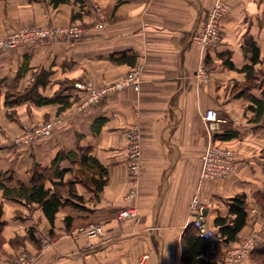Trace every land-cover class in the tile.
Instances as JSON below:
<instances>
[{
	"label": "crops",
	"instance_id": "1",
	"mask_svg": "<svg viewBox=\"0 0 264 264\" xmlns=\"http://www.w3.org/2000/svg\"><path fill=\"white\" fill-rule=\"evenodd\" d=\"M225 1L230 10L221 21V40L204 51L191 37L215 0H70L57 7L47 1H0V38L26 24L84 26L78 39L0 47V169L12 173L8 185L29 183L34 163L55 179L51 165L59 151H88L108 170L101 191L75 184L81 207H60L54 226L37 204L0 194L2 263L14 264L10 255L26 251L35 257L32 264H184L182 236L192 222L193 197L199 196L207 223L217 228L215 218L226 216L230 199L244 193L246 225L235 240L220 239L204 257L218 263L257 229L255 248L243 264H264V116L257 118L249 108L251 96L262 97L263 85H253L242 70L252 61L244 50L247 41L259 48L255 69H264V0ZM94 4L104 14L102 27ZM76 13L81 14L74 19ZM137 67L139 89L128 85L91 100L87 90L75 87L89 81L101 89ZM38 77L44 80L36 87L40 95L68 96L70 105L59 110L56 99L42 105L31 99L6 103L9 91L29 90ZM208 108L224 119L218 140L236 153L223 179H200L208 141L201 112ZM57 116L61 120L49 135L29 143L18 139L23 128ZM134 127L142 137L137 187L128 166V132ZM77 167L61 161L60 168L68 169L64 181ZM132 207L137 217H119ZM67 216L73 219L70 228ZM89 219L103 220L102 236L89 237L74 224ZM47 232L57 238L41 249Z\"/></svg>",
	"mask_w": 264,
	"mask_h": 264
},
{
	"label": "trees",
	"instance_id": "2",
	"mask_svg": "<svg viewBox=\"0 0 264 264\" xmlns=\"http://www.w3.org/2000/svg\"><path fill=\"white\" fill-rule=\"evenodd\" d=\"M1 1V0H0ZM30 1H47L54 7L61 3H68L70 0H30ZM81 2V0H76ZM85 6L81 3V8ZM74 19L80 16V13L73 15ZM244 50L252 53V61L242 67L247 73V79L253 84L263 85L262 97L251 96L252 104L249 108L252 109L257 118L264 116V69L256 70L255 64L259 61V48L253 41H247L244 45ZM227 64L235 68V65L226 60ZM40 77V76H39ZM36 79L33 87L26 91H9L6 96V103L12 105L21 100L31 99L35 103L42 105L56 99L62 103L59 110H62L70 105L68 96L54 98L40 95L36 87L39 83L44 84V80ZM234 134V133H233ZM230 134H226V137ZM225 137V138H226ZM68 159L74 164H77L73 176L64 181V175L68 169H61L60 163L62 160ZM51 170L54 172V178L46 173V168L38 163H34L29 176V183L18 181L17 184L10 186L8 182L12 180L13 175L10 171L4 172L0 169V194L3 198L18 200L25 204H37L43 210L45 216L52 226H54L56 214L60 207L65 205L80 206L83 197L76 193L75 184L81 183L91 191H101L108 180L107 168L88 151L78 152L76 150L59 151L53 159ZM47 180L51 181V186L48 187ZM247 200L244 193H239L232 197L229 202V212L226 216H218L214 223L217 228L220 239L230 242L236 239L237 234L246 225L248 212L246 210ZM3 203L0 200V226L5 223L2 220ZM73 219L69 216L65 218L66 227L70 228ZM182 244L184 252L182 261L184 264H212L211 261L204 257V254L211 249L209 240L201 236L193 225L189 223L182 236Z\"/></svg>",
	"mask_w": 264,
	"mask_h": 264
},
{
	"label": "built area",
	"instance_id": "3",
	"mask_svg": "<svg viewBox=\"0 0 264 264\" xmlns=\"http://www.w3.org/2000/svg\"><path fill=\"white\" fill-rule=\"evenodd\" d=\"M94 11L99 15V27L104 24V14L99 5H93ZM230 5L225 0H215L213 6L208 10L207 16L200 29L192 34V41L198 44L202 51L216 45L222 36L221 21L222 18L229 12ZM84 31L82 28L76 27H59L53 26L50 28H41L36 26L34 30H25L21 33H16L8 37L7 43L10 46H17L19 44H29L37 39L47 40H60V39H78L82 37ZM203 73V68L199 69ZM141 82V68L137 67L128 76L115 84L103 87L101 89H94L92 83L77 82L75 87L79 90H87L90 93L91 100H98L100 97L109 94L117 89L131 85L135 89H139ZM201 118L205 124L207 133V144L201 155V180H215L226 178L233 169L235 163L236 153L232 148L222 147L219 144L218 136L222 134V123L224 119L220 116L218 110L214 108H208L201 112ZM55 127V124L49 122L42 127L35 129L33 137L37 139L41 135H49ZM27 130H31L27 128ZM128 147H129V170L131 179L135 183V187L138 186L140 178L141 164H142V137L140 130L137 127L130 129L128 132ZM136 193V189L133 190ZM133 195V194H132ZM190 212L192 214V223L198 230L199 234L209 240L211 246H214L219 240L220 236L216 229L211 227L205 218L203 211L201 210V201L199 196L196 195L192 199L190 205ZM120 217L137 216L138 213L135 207L126 208L121 211ZM87 233L90 237L102 236L104 229L101 224L91 225L87 229ZM258 237V236H257ZM257 237L252 236L243 251L237 249L233 252L228 263L225 264H241L245 256L255 248ZM44 244L48 243L46 239L42 241ZM0 264H3L0 260ZM25 264V263H22Z\"/></svg>",
	"mask_w": 264,
	"mask_h": 264
},
{
	"label": "rangeland",
	"instance_id": "4",
	"mask_svg": "<svg viewBox=\"0 0 264 264\" xmlns=\"http://www.w3.org/2000/svg\"><path fill=\"white\" fill-rule=\"evenodd\" d=\"M8 5L7 1H5V8L6 6ZM95 12V11H94ZM96 13V12H95ZM81 14V13H80ZM97 14V13H96ZM98 16V20H100L101 17ZM104 16V15H103ZM105 18V17H104ZM36 26L38 27H41V28H50V27H53V26H59V27H76V28H84V26L82 25V23H79L77 21H71L70 23L66 24V25H47V26H43V25H40L38 23H33V24H26V25H21L20 27H18L17 29H14L13 31H10L5 37H1L0 38V47H14V46H10L8 44H4V43H7L8 41V37L16 34V33H21L22 31H25V30H34L36 29ZM38 40H45V39H37L35 40L34 42L32 43H35L36 41ZM54 41V40H52ZM56 41V40H55ZM115 84V83H114ZM113 85V84H111ZM111 85H108V86H111ZM106 86V87H108ZM90 94V93H89ZM90 97V96H89ZM61 118L59 116H57L56 118H54L53 120L52 119H48L47 121H44L42 123H38L36 125H32L30 126L31 130H27V128L29 129V127H26V128H23V130L19 133V136H18V139L20 141H23V142H33L35 140V138L33 137V132L35 131V129L39 128V127H42L44 124L46 123H53L55 125L59 124ZM33 131V132H32ZM219 144L222 146V147H228V146H225L223 145L220 141H218ZM230 148V147H229ZM194 198V197H193ZM192 202V201H191ZM263 207H264V202L262 203ZM33 206H31L32 208ZM34 208V207H33ZM125 210V209H124ZM123 211V210H122ZM137 211V209H136ZM137 213L139 214V212L137 211ZM121 212L119 213V217L121 216L120 215ZM138 216V215H137ZM135 216V217H137ZM130 217H133V216H126V217H120L122 219H127V218H130ZM263 222V221H262ZM74 224H77L78 225V230L83 232L85 235H88L87 233V229L91 226V225H95V224H101L103 226V229H104V233H105V227H104V222L103 220H96V219H89V220H85V221H75ZM259 232L257 231V229H254L252 230L240 243L239 245L236 247V248H233L231 250H229L228 252L225 253V255H223V257L221 258V260L217 263V262H214L213 264H225V263H228L227 261L230 260L233 252L237 249H240V251H243L244 249V246H246V244L248 243L249 239L254 236V237H257L259 234ZM89 236V235H88ZM90 237V236H89ZM95 237V236H94ZM97 237V236H96ZM55 238H57V235L55 234L54 235H51L49 232H47L45 235H43V237L41 238V242L43 241V239H46L48 241V243L44 244L42 242V247L41 249H45L49 246H51L54 241H55ZM11 256V262L14 263V264H22V263H25V264H32L33 261H34V255L26 252V251H22V252H19L15 255H10ZM249 254L247 256L244 257V259L242 260V263H244V261L246 260V257H248ZM262 262H264V259L262 258L261 259ZM4 264V263H3Z\"/></svg>",
	"mask_w": 264,
	"mask_h": 264
}]
</instances>
